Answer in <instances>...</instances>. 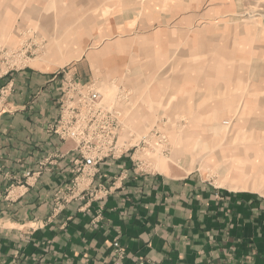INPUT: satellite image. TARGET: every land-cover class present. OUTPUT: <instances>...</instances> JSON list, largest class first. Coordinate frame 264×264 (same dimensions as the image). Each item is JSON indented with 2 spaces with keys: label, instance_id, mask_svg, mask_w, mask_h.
Wrapping results in <instances>:
<instances>
[{
  "label": "rangeland",
  "instance_id": "rangeland-1",
  "mask_svg": "<svg viewBox=\"0 0 264 264\" xmlns=\"http://www.w3.org/2000/svg\"><path fill=\"white\" fill-rule=\"evenodd\" d=\"M29 66L122 109L129 150L103 162L133 148L137 168L177 163L264 199V0H0V77Z\"/></svg>",
  "mask_w": 264,
  "mask_h": 264
},
{
  "label": "crops",
  "instance_id": "crops-1",
  "mask_svg": "<svg viewBox=\"0 0 264 264\" xmlns=\"http://www.w3.org/2000/svg\"><path fill=\"white\" fill-rule=\"evenodd\" d=\"M60 78L35 66L0 77V264H264L254 192L221 190L177 163L137 168L133 148L71 191L75 143L47 130Z\"/></svg>",
  "mask_w": 264,
  "mask_h": 264
},
{
  "label": "built area",
  "instance_id": "built-area-1",
  "mask_svg": "<svg viewBox=\"0 0 264 264\" xmlns=\"http://www.w3.org/2000/svg\"><path fill=\"white\" fill-rule=\"evenodd\" d=\"M73 78L65 79L58 99V116L49 124V129L61 140L75 142L72 171L89 175L106 158L119 157L123 151L129 150L121 144V130L126 117L120 107L104 101V95L95 82ZM114 250L119 259L125 257L126 251L118 239L114 241Z\"/></svg>",
  "mask_w": 264,
  "mask_h": 264
}]
</instances>
